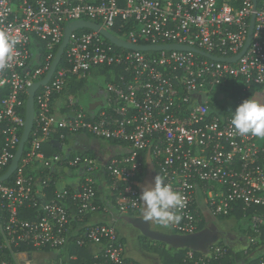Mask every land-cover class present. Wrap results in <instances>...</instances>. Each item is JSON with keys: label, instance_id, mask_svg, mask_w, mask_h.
Returning <instances> with one entry per match:
<instances>
[{"label": "built area", "instance_id": "built-area-1", "mask_svg": "<svg viewBox=\"0 0 264 264\" xmlns=\"http://www.w3.org/2000/svg\"><path fill=\"white\" fill-rule=\"evenodd\" d=\"M253 16L251 45L236 63L206 56L240 55ZM81 21L100 31L71 33L51 80L36 93L19 166L0 182V264H73V249L88 253L79 264H137L126 257L119 225L142 212L143 182L159 173L186 198L181 220L164 228L197 234L205 223L201 192L216 219L241 211L253 233L246 248L258 245L264 145L238 135L230 120L242 103L232 94L264 87V0H0V31L15 41L0 69V177L24 134L29 89L51 71L66 28ZM102 30L135 46L178 45L205 55L120 47ZM95 77L104 79L105 96L86 111L69 97L70 84ZM216 103L232 111L220 114ZM80 135L117 144L124 155L101 162L68 150ZM66 176L74 181L65 183ZM257 254L264 264V251ZM228 255L217 242L201 255L187 250L183 264H223Z\"/></svg>", "mask_w": 264, "mask_h": 264}, {"label": "clouds", "instance_id": "clouds-1", "mask_svg": "<svg viewBox=\"0 0 264 264\" xmlns=\"http://www.w3.org/2000/svg\"><path fill=\"white\" fill-rule=\"evenodd\" d=\"M15 41L0 31V69L7 66ZM230 123L240 136L251 135L264 138V99L249 97L231 112ZM185 197L176 191L162 174L154 177V182L142 186L140 202L143 204V220L155 221L160 225L179 222L181 211L186 207Z\"/></svg>", "mask_w": 264, "mask_h": 264}, {"label": "rangeland", "instance_id": "rangeland-1", "mask_svg": "<svg viewBox=\"0 0 264 264\" xmlns=\"http://www.w3.org/2000/svg\"><path fill=\"white\" fill-rule=\"evenodd\" d=\"M33 52L36 55V50H33ZM34 64L39 63V59L37 57L34 58L33 60ZM97 86V87H96ZM100 88L102 89L105 87V81L102 77H95L91 78L87 82V88L88 90L85 92V90H82L79 92L78 99L80 102L84 103L85 105L89 104L90 101L94 97H101L99 94H95V88ZM99 89V90H100ZM263 90L264 94V87L262 88H257L256 91L253 93L252 97L258 98L262 97L261 95H258L259 92L257 90ZM84 91V92H83ZM261 92V91H260ZM264 99V96L261 98ZM217 112H221L222 110H217ZM87 136V135H84ZM89 137V136H88ZM90 138H93L90 136ZM264 138H261L260 144L264 145ZM103 142V141H102ZM66 149V148H65ZM100 152H98V155ZM74 181L73 178H69V176H66L64 178L65 183H72ZM214 224L219 228L220 231L224 232L227 236L231 238H235L236 236H241L243 233L238 229V226L241 224L242 229L248 231L249 227L246 222V220H240V223L234 220L233 218L231 219H215L213 220ZM156 230L159 232L163 233H171L170 230H167L164 228L162 225L158 224L157 222L152 224ZM209 224L205 225L207 228ZM120 231V236L123 240V242L127 247H130L131 250L130 252L126 251V257L130 261H134L137 264H180L179 260V251L176 249H173L168 243H163L160 241H155L152 238H148L141 234V231L137 228H131L130 226L122 225L119 228ZM138 234L140 235V238H137ZM244 236V244L247 245V236ZM243 238V237H242ZM238 239L233 240V242L237 243ZM264 251V250H263Z\"/></svg>", "mask_w": 264, "mask_h": 264}, {"label": "water", "instance_id": "water-1", "mask_svg": "<svg viewBox=\"0 0 264 264\" xmlns=\"http://www.w3.org/2000/svg\"><path fill=\"white\" fill-rule=\"evenodd\" d=\"M255 3L257 4V0H255ZM254 23H255V16L252 17L248 39H247L246 45H245V47H244V49L240 55H238L237 57H234V58H230V59L217 58V57H214L211 55H206V56L213 59V60H216V61L228 62V63H233V64L236 63L246 53V51L248 50V48L251 45L253 33H254ZM77 28H88V29L100 31V27L98 25L87 23V22H82V21L73 23L69 27L66 28L64 42L59 49V52H58L57 57L54 61V64L52 66L51 71L49 72L47 77L42 82L33 85V87H31L29 89V98H28L27 107H26V124H25L24 134H23L19 149L15 155L14 160H13L8 172L4 176L0 177V182L7 181L14 174L16 169L18 168L20 160H21L23 153H24L26 143L28 142L30 134L34 128L36 93L41 86L46 85L51 80V78H52L61 58H62L64 50L66 49V47L68 45L70 35ZM101 33L104 34L107 38H109L116 45H118L120 47H126L129 49H133V50H139V51L184 50V51H191V52L200 53L202 55H205L204 53H202V52H200L194 48H188V47H183V46H178V45L135 46V45L127 44V43L109 35L108 33H106L103 30L101 31ZM101 104H102L101 102L93 103L91 105V110H95L98 106H101ZM55 145L59 146V144L57 142L55 143ZM59 148H60V146H59ZM162 235H164V240H165L164 242L168 243L169 245L173 246L174 248H176L178 250H194V251H199V252H207L208 251V249L206 247H198L194 244L195 240L199 237V233L195 234V236H191V237L190 236L189 237L180 236V235H169L167 233H163ZM220 240L221 239H218L216 242H218ZM263 250H264V247L261 248V251H263Z\"/></svg>", "mask_w": 264, "mask_h": 264}, {"label": "trees", "instance_id": "trees-1", "mask_svg": "<svg viewBox=\"0 0 264 264\" xmlns=\"http://www.w3.org/2000/svg\"><path fill=\"white\" fill-rule=\"evenodd\" d=\"M87 82H88V80H86V79L81 80L79 82H76V81L72 82L70 84L69 97L70 98H77L79 92L86 89ZM257 88H260V87L253 88L251 91L247 92L245 94V96H243L242 90L238 89L234 94H232V98H236L239 95H242V101H243V100L251 97L254 93V90H256ZM214 107L218 110L220 109V106L217 103L214 105ZM68 142H69V140H68ZM45 152H46V154H49L50 149L48 146L45 147ZM73 155H75V154H73ZM226 218H228V219L233 218L234 220H236L237 222L240 223V220H243V214L241 211H238V212H234V213H232L226 217H218L217 219H226ZM205 229H206L205 223H203L201 225L199 231L204 232L203 230H205ZM238 229L243 233V235L247 236V240L250 236L253 235V233L250 229L248 231L243 230L241 224L238 226ZM171 232L178 234L175 231H171ZM243 235H242L243 238L238 235L239 239H238L237 243L233 242V240H227V239L220 240L218 242V245L225 246L229 251V255L227 258H225V260L223 261V264H257L258 263V260H259L258 256L259 255L257 253L260 252L261 248L264 247V228L262 229V235H261L260 241H259L258 245H256V246H251V247L246 248V245L243 242L245 239ZM180 236H183V235H180ZM192 236H195V235H192ZM187 237H189V236H187ZM160 242H163V241H160ZM163 243H166V242H163ZM171 247H173V246H171ZM211 247H212V245H208L206 248L209 250ZM173 249H176V248L173 247ZM85 250L86 249H80V250L75 251V249H73L72 253L79 256V262L82 259H84V257L85 258L88 257V253ZM176 250H178V249H176ZM178 251H179V255H180L178 261L183 264L184 256H185V253L187 250H178ZM196 253L198 255H201L204 252L196 251ZM79 262H76L73 264H79Z\"/></svg>", "mask_w": 264, "mask_h": 264}, {"label": "crops", "instance_id": "crops-1", "mask_svg": "<svg viewBox=\"0 0 264 264\" xmlns=\"http://www.w3.org/2000/svg\"><path fill=\"white\" fill-rule=\"evenodd\" d=\"M97 87V86H96ZM262 88V87H260ZM100 88H95V94H99L101 95V97H94L89 104L85 105L84 103L80 102L78 99V102L80 104H82V106L84 107V109L86 111H92L91 110V105L93 103L96 102H100L104 96H105V91L104 89L99 90ZM88 90V88L86 87L85 92ZM256 90H254L255 92ZM259 92L258 95H261L262 97L264 96L263 94V90H257ZM261 91V92H260ZM84 92V91H83ZM262 97H258L257 99H261ZM221 110V109H219ZM232 109H224L221 112H218L220 114H225L227 112H231ZM264 140V139H262ZM103 141V142H102ZM69 149L70 151H74L76 153H90L93 156H95L96 158H98V160H100L101 162H105L109 159H111L112 157L115 156H122L124 155L125 149L123 147H120L117 144L111 143V142H107L104 140H99V139H95V138H90V136H84V135H80V136H76L70 139L69 141ZM98 152H100V154L98 155ZM154 179L151 175H148L145 179V181L143 182L142 186L148 185L150 183H153ZM198 205H199V209L202 213V216L205 220V225L209 224V226L207 228H209L214 224V221L216 218L214 216H212V214L208 211V209L206 208L205 204H204V200H203V196L201 194V192H198ZM143 212V210H142ZM142 212L139 215L136 216H132L129 218H125L122 223L119 225H126V226H130L131 225V220L133 219H143V215ZM151 223H156L155 221H152ZM120 230V229H119ZM121 231V230H120ZM131 248L127 247V251L130 252ZM54 256H52L50 259H52ZM182 264V263H180Z\"/></svg>", "mask_w": 264, "mask_h": 264}, {"label": "flooded vegetation", "instance_id": "flooded-vegetation-1", "mask_svg": "<svg viewBox=\"0 0 264 264\" xmlns=\"http://www.w3.org/2000/svg\"><path fill=\"white\" fill-rule=\"evenodd\" d=\"M151 222H145L143 219H133L131 220V228H137L141 231V234L148 238H152L153 240L156 241H165L164 240V235L163 232H159L152 226ZM204 232H198L199 237L195 240L194 244L198 247H207L208 245H216V241L218 239L224 240H236L239 239L238 236L235 238H231L227 236L224 232L220 231L219 228L216 225H212L209 228H206L203 230ZM197 233V234H198ZM169 235H178L175 233H168ZM137 238H140V235L138 234ZM219 242V241H218ZM244 242V241H243Z\"/></svg>", "mask_w": 264, "mask_h": 264}]
</instances>
